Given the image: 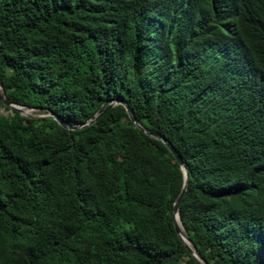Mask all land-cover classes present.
I'll use <instances>...</instances> for the list:
<instances>
[{"label":"trees","instance_id":"obj_1","mask_svg":"<svg viewBox=\"0 0 264 264\" xmlns=\"http://www.w3.org/2000/svg\"><path fill=\"white\" fill-rule=\"evenodd\" d=\"M0 264H264V0H0ZM107 106L93 121L78 124Z\"/></svg>","mask_w":264,"mask_h":264},{"label":"water","instance_id":"obj_2","mask_svg":"<svg viewBox=\"0 0 264 264\" xmlns=\"http://www.w3.org/2000/svg\"><path fill=\"white\" fill-rule=\"evenodd\" d=\"M0 101L1 103L5 104V105H8L9 107H14L16 108L19 112H21V110L25 107H32V106H28V105H25V104H20V103H16V102H13V101H8L7 98L4 96V93H3V90L1 89V86H0ZM121 103H123L125 109H126V112L130 118V120L135 123L140 129H142L143 131L161 139L165 145L167 146V148L169 149V151L171 152L173 158L178 162L182 172H183V183L181 185V188L179 189L178 193L176 194V196L174 197L173 201H172V208H171V212H172V223H173V227L177 233V235L179 236V238L182 240V242L184 243V245L186 246V248L188 249V251H190V253L197 259V261L199 262V264H208L207 261L205 260V258L197 251V249L195 248V246L189 241V239L187 238V235L186 233L184 232L185 234V238L189 241L190 245H188L186 243V241L184 240V238L181 236L180 234V229H179V226L175 220V215L177 216V206H178V202L183 194V191H184V188H185V183H186V171H185V167L183 165V162L179 156V154L176 152V150L171 146V144L169 142H167L161 135L159 134H156V133H152V132H149L147 131L146 129H144L138 122L137 120L135 119L131 109L128 107V105L122 101V100H119ZM113 102V100H110L108 101L104 107L96 112L92 118H88L86 120H84L83 122L81 123H78V124H68L66 123L65 121H63L61 118H59L57 115H55L52 111H48V113L50 115L53 116V118H55L61 125H64L66 127H76V126H79V125H82V124H85V123H88V122H91L93 121L107 106H109L111 103ZM32 108H35V107H32ZM178 218V216H177Z\"/></svg>","mask_w":264,"mask_h":264},{"label":"rangeland","instance_id":"obj_3","mask_svg":"<svg viewBox=\"0 0 264 264\" xmlns=\"http://www.w3.org/2000/svg\"><path fill=\"white\" fill-rule=\"evenodd\" d=\"M7 110L0 107V112L5 113ZM21 113L23 114H30V115H40L42 112H39L38 109L32 108V107H25L21 110Z\"/></svg>","mask_w":264,"mask_h":264},{"label":"bare ground","instance_id":"obj_4","mask_svg":"<svg viewBox=\"0 0 264 264\" xmlns=\"http://www.w3.org/2000/svg\"><path fill=\"white\" fill-rule=\"evenodd\" d=\"M175 220H176V222H177V224L179 226L181 236L184 238V240L186 241V243L188 245H190L189 241L185 238V234H184L183 228H182V226H181V224H180V222H179V220H178V218H177L176 215H175Z\"/></svg>","mask_w":264,"mask_h":264}]
</instances>
